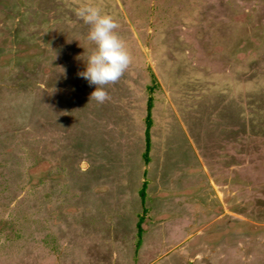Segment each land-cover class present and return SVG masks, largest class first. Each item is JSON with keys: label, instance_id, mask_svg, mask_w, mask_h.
<instances>
[{"label": "rangeland", "instance_id": "obj_1", "mask_svg": "<svg viewBox=\"0 0 264 264\" xmlns=\"http://www.w3.org/2000/svg\"><path fill=\"white\" fill-rule=\"evenodd\" d=\"M0 264H264V0H0Z\"/></svg>", "mask_w": 264, "mask_h": 264}, {"label": "clouds", "instance_id": "obj_2", "mask_svg": "<svg viewBox=\"0 0 264 264\" xmlns=\"http://www.w3.org/2000/svg\"><path fill=\"white\" fill-rule=\"evenodd\" d=\"M75 15L89 26L86 39L94 45L78 76L94 86L90 98L103 103L108 99L104 86L122 76L130 63V55L116 31L118 25L112 15L94 4L76 8Z\"/></svg>", "mask_w": 264, "mask_h": 264}]
</instances>
